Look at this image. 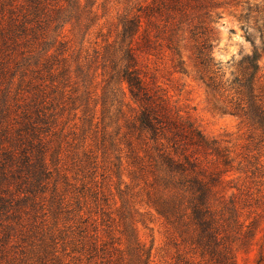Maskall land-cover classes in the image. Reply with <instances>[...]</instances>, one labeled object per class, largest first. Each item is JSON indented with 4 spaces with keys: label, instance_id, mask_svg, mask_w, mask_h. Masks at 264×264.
Listing matches in <instances>:
<instances>
[{
    "label": "trees",
    "instance_id": "trees-1",
    "mask_svg": "<svg viewBox=\"0 0 264 264\" xmlns=\"http://www.w3.org/2000/svg\"><path fill=\"white\" fill-rule=\"evenodd\" d=\"M219 7L136 0L116 39L90 52L98 0H0V264H152L137 235L142 209L189 246L188 261L236 263L256 218L244 216L250 187L231 175L258 173V221L264 213V30L226 79L214 57ZM186 34L210 100L250 127L258 153L233 154L147 79L140 55L166 41L180 61ZM110 199L115 209L102 211Z\"/></svg>",
    "mask_w": 264,
    "mask_h": 264
},
{
    "label": "rangeland",
    "instance_id": "rangeland-1",
    "mask_svg": "<svg viewBox=\"0 0 264 264\" xmlns=\"http://www.w3.org/2000/svg\"><path fill=\"white\" fill-rule=\"evenodd\" d=\"M135 1L98 0L101 19L89 36L90 42H86L85 49L90 48L92 52L93 47L105 44L104 38L113 42L120 31L118 25L120 16L126 10H131ZM219 3L218 12L221 13V18L218 20V29L221 40L215 46L214 57L216 62H220L225 78L232 79L233 73L240 68L242 58L258 51V46L261 45L260 31L264 30V0H219ZM99 32L103 34L102 37H98ZM185 36L187 39L180 42V61H178L179 57L167 47L166 41H163L160 51L152 50L150 54L140 55L141 68L150 82L160 86L172 105L182 115L190 117L206 135L221 140L233 150V154L246 153L247 147L252 144L250 137L253 135L252 130L240 118L218 110L216 106H220L221 103L210 100L205 84L198 79L193 42L188 38V34ZM261 66L257 76V88H264V57ZM249 147L255 150L254 153H258V145L252 144ZM239 160L240 158L236 164ZM230 178H234L233 184L250 187L252 196L249 201L252 205L244 209V216L249 217L248 222L256 218L255 238L252 244L237 250L235 264H264V213L258 221V173L254 178H246L245 173H234ZM116 183L117 179L114 177L111 181V192L115 194ZM112 202V199L102 200L104 208L102 211H113L115 207ZM97 211L95 217L98 218L101 229L103 228L101 223L103 220L107 221L108 216L98 209ZM142 212L143 214L136 217L137 235L151 251L152 264H177L181 257H184V260L181 258L179 264H213L209 258L199 256V253L194 255V262L188 261L189 255L180 256L181 253L190 251L189 246L174 245L172 240H169L170 235L165 220L156 213L146 212L145 209H142ZM102 237H104L103 232Z\"/></svg>",
    "mask_w": 264,
    "mask_h": 264
}]
</instances>
